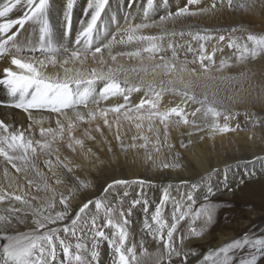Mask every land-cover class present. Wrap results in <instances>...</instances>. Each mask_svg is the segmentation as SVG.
Returning <instances> with one entry per match:
<instances>
[{
    "label": "snow or ice",
    "instance_id": "obj_1",
    "mask_svg": "<svg viewBox=\"0 0 264 264\" xmlns=\"http://www.w3.org/2000/svg\"><path fill=\"white\" fill-rule=\"evenodd\" d=\"M74 2L75 0H67L64 12L65 36L71 33ZM132 2L134 4V0ZM187 2L191 5L198 3V0H187ZM218 3L220 6H224L225 3L228 7L233 6V0H218ZM108 4L109 0H88L85 15L90 18L81 22L80 30L74 41L77 47L69 50L67 47H57L53 43V29L49 21V0H0V61L7 65L0 72V88L9 98L6 106L28 113L29 119H32V110L47 111L64 117V120H56L55 128L44 127L43 119L35 120L34 123L40 125L38 137L32 133L31 124L28 129L20 130L0 119V158L4 164L3 177L8 181L7 188L0 184V239L5 241L0 245V264H55L58 251L67 259L68 264H92L97 253L93 250L90 259L86 256L87 245L82 242L86 235H91L93 240L97 238L108 240L113 250V264H176L173 257L182 258L179 259V264H187L188 253L183 251L186 247L184 241L189 237H201L214 219L217 205L211 203L205 196V202L197 207L193 194L189 192L184 194L186 199L182 198L174 202L169 221L163 215V206L170 198L168 191L165 190L161 206L155 209L151 222L146 219L144 223L148 234L157 242V250L154 253H148L141 241L138 251V245L129 241V233L125 227L127 220L124 219L122 222V218L126 215L122 207L113 205L111 202L105 203L102 198L88 199L77 205L73 214L71 200L75 199L80 189L89 188L90 182L77 179L75 186L70 188L67 194L58 192L53 183L49 182V177L40 171L36 163L40 155L49 157L44 161V165L51 172L52 181L55 185L63 184L64 179L61 173L52 171V169H61L65 174L71 173L73 169L65 164L60 156L55 155L60 150L58 141H63L66 134L68 149L73 152L76 151V146L83 149L84 139L73 136V129L78 122H91L97 118L103 120V125L110 132L115 123L114 138L122 150L143 149L146 159L152 161L153 165L159 164L164 168L180 166L178 163L169 164L157 161L153 156V152L159 153L162 147L168 149L173 147L168 143L170 126L174 125L177 128L181 125L190 126L189 137L205 130L211 137L215 134L235 132L240 129L239 124L235 128L229 126L228 121L232 118V112L224 107L223 101L217 98L216 92L212 93V99H209L207 91L197 96L191 90L192 82H185L183 79L184 73H190L198 80L201 79V74L197 73L195 68L188 67L189 63L197 62H199L203 78L214 79L208 74L211 65L215 64L213 55L217 49H214L212 54L206 53L204 42L213 39L207 30L203 34L200 31L187 33L199 44L198 53L191 62L187 60L180 62L176 47L172 43L168 44V48L172 50L170 58L164 55L158 56L165 50L162 47L165 37L185 35L184 31L169 30L167 23L180 17L200 13L192 12L188 7H182L174 13L168 12L160 16L158 21H149L150 13L154 8V0H147V6L142 10V21L134 23L126 17V26L121 28L118 25L115 34H112L111 39L105 42L108 35L107 26L102 31L100 25L103 23V15L106 14ZM131 6L132 4L129 5ZM251 6L254 5L247 0L239 4L242 9ZM216 7L217 2H214L211 8ZM14 10L22 14L12 18L10 14ZM208 11L209 9L200 10L201 13ZM26 25L32 27L35 42L26 39L24 43H21L20 35L22 31H26ZM153 28L158 30L157 34H145V30ZM236 32L235 28L230 30L227 46L235 49L238 62L255 59L264 54V34L248 33L244 38L231 34ZM215 39L225 41L226 36L220 34ZM133 44L139 47L113 54L114 46ZM36 50L40 52V57L26 54ZM104 50H107L113 62L117 61L118 56H127L139 60V65L131 69L108 65L103 56ZM187 51H194L190 43ZM61 53L66 54L62 59H60ZM89 54L93 60L96 59L97 54H101L98 61L101 65L99 69L83 70L67 67L69 63L74 62L83 64ZM157 59L159 62H156ZM145 61L151 64L146 65ZM49 66L53 68L58 66L62 72L48 74ZM229 66L227 61H221L217 71ZM149 70L152 74L161 77L175 73L176 79H169L166 84L161 79L159 90H157V85L152 82L146 83L142 78L138 84L130 83L127 77L120 79L122 72H132L138 75L140 72L148 74ZM220 79L226 78L220 77ZM98 82H102L99 90L97 89ZM142 88L156 98H159L164 91H171L181 96V104L160 111L154 100L143 99L134 107H128L129 94L138 92ZM120 96H123L125 103L107 108L88 109L89 103L98 105L101 100ZM189 101L199 105L190 114L185 111ZM81 106L88 111L81 112L79 110ZM110 113L114 114L112 122L108 119ZM221 117L224 120L223 124L219 122ZM122 120L129 124V130L131 127L136 129V134L131 135L128 144L123 142L120 134ZM157 122L163 125V143ZM256 123L264 127V122L257 121ZM145 128L155 139L145 134ZM95 131L103 137L104 133L100 125H96ZM84 136L88 140L96 139L88 132H85ZM191 143L189 139L188 144ZM186 146L181 142V147ZM87 151L91 153L92 149L89 148ZM108 151H112L110 146ZM54 155L55 161L51 159ZM8 165L16 173H24L28 187L35 188L43 195L29 197L26 194H19L23 189L10 176ZM129 184L142 186L144 181L114 180L107 185L104 192H108L115 185ZM14 185L15 190H10ZM192 188L194 191L196 185H192ZM208 192H212L211 187ZM128 195L127 191L123 193V197ZM138 203L140 200L132 201L133 206ZM119 204H123V198L120 199ZM90 206L94 207V212L89 211ZM186 219L190 222L188 232L186 236L179 237L178 244L176 233L181 221ZM29 221L31 227L26 231H20L19 227L28 224ZM65 221L68 223H64ZM197 221H201L199 228L194 226ZM53 225L62 226L54 227ZM104 227L113 229L111 235H107L102 230ZM244 249L248 250V257L240 259L239 264H258V260L264 257V237L252 238L245 235L242 239L231 241L219 249L210 250L204 255L203 260L205 264H235V253Z\"/></svg>",
    "mask_w": 264,
    "mask_h": 264
},
{
    "label": "bare ground",
    "instance_id": "obj_2",
    "mask_svg": "<svg viewBox=\"0 0 264 264\" xmlns=\"http://www.w3.org/2000/svg\"><path fill=\"white\" fill-rule=\"evenodd\" d=\"M50 13L49 21L53 29V43L57 47H67L72 50L77 47L74 41L76 35L81 27V22L86 21L90 16L85 15V9L88 5V0H75L71 15V33L68 36L64 35V12L66 9L67 0H49ZM217 2L215 9L211 5ZM245 0H233V6L228 7L225 3L220 6L218 0H198L196 4H188L187 0H154V8L150 13L149 21L159 20L160 16L166 15L168 12H175L179 8L188 7L190 11L200 13L194 16L180 17L167 23L169 30L177 32L184 31L183 37L177 35L175 37H165L162 42V47L165 49L159 55H164L170 58L172 50L168 48V44L172 43L176 47L177 56L180 62L185 60L191 62L199 50L197 41L187 35L189 31H200L201 34L207 30L213 39L204 42L207 54H212L214 49H217L213 55L215 64L211 65L208 75L214 79L206 80L201 73L199 62L193 64L189 63V68H195L197 73L201 74V79H197L190 73H184L183 79L185 82L191 81V90L199 96L202 92L207 91L209 99H212V93L216 92L217 98L223 101L224 107L230 109L232 118L228 121L230 127L235 128L237 124L240 129L235 132H228L224 134H215L209 136L207 130L204 132L194 133L191 137L188 132L191 131L190 126L181 125L179 128L174 125L170 126L168 134V143L173 147L168 149L162 147L159 153L153 152V156L157 161H163L169 164L178 163L179 167L164 168L153 165L152 161L145 158L146 153L143 149H128L122 150L119 143L114 138L116 131L115 123H113L112 131L110 132L107 127L103 125V120L97 118L91 122H78L77 126L73 129V136L76 138L84 139V148L81 149L76 146V151H72L66 147L68 137L65 134L63 141H58L60 148L59 152L55 155L60 156L61 160L72 167L71 173L65 174L63 170L53 168L52 171H59L64 183L55 185L51 179V172L45 167L44 161L49 157L40 155L36 163L42 173L49 177V182L57 188L58 192L67 194L68 190L75 186V181L83 180L90 182L89 188L80 189L76 193L75 199L71 200V211L77 208V205L86 202L88 199L95 200L102 198L105 203L111 202L113 205L122 207L126 213L122 218L127 220L125 225L129 233V241L135 242L138 245L143 241L144 247L148 253H154L157 250V242L153 240L152 236L148 234L147 229L144 227L145 220L151 222V216L157 207L161 206L165 190L169 193V200L163 206V215L169 221L171 220V213L173 211L174 202L180 201L182 198L186 199L185 193H192L196 206L204 203L205 196L214 205L219 206V202L228 201L235 195H242L244 201L241 206L247 207L249 214H256V210L264 209V127L257 121L264 122V54L256 57L255 59H248L243 62H238L236 59L235 49L227 46V37L230 30L237 29L236 33H231L235 36L246 38L248 33L264 34V0H247L253 4L247 9H242L239 4ZM132 4L131 7L129 5ZM147 6V0H109L106 8V14L103 15V23L100 27L103 31L107 26V39H111V35L115 34L117 26L121 28L126 26L125 18L128 17L130 21L139 23L143 19L142 10ZM201 9H209L208 12L201 13ZM22 13L14 10L12 18H16ZM131 14V15H130ZM114 18V19H112ZM132 18H135L134 20ZM26 31H22L20 35L21 43L25 40L35 42V37L32 35L33 29L31 26H25ZM158 30L147 29L145 34H157ZM220 34L226 36L225 41H218L215 39ZM191 44L194 49L193 52L187 51L188 44ZM183 46V47H181ZM139 45L133 44L129 46L116 45L113 47V54L119 51L134 50ZM222 49V50H220ZM27 55H34L40 57L41 54L38 50L26 53ZM66 55L61 53L60 59ZM101 54H97L95 60L89 54L87 60L81 64L79 62L69 63V68H80L83 70H91L93 68L99 69ZM104 59L108 65L113 67L122 66L124 69H131L139 65V60L132 59L127 56H118L117 61H111L107 54V50L103 51ZM42 58V57H41ZM221 61H227L230 65L221 71H217ZM156 62H159L157 59ZM207 64L208 61L206 60ZM146 65L151 62L145 61ZM7 66L3 61H0V72ZM14 67V66H13ZM48 74H55L62 72L57 66L47 68ZM128 78L130 83L138 84L140 78L146 83L152 82L157 85V90L160 80L163 79L165 84L169 79H176V74L173 73L169 76L154 75L149 70L148 74L140 72L136 73L127 72L120 73V79ZM224 77L226 79H220ZM234 78V79H227ZM102 87V82L97 83V89ZM182 87V85H180ZM231 97V99H229ZM143 99H152L157 104L160 111H165L172 107L181 104V96L174 94L171 91H164L159 98L147 93L145 89L138 92L129 94L127 102L128 107H134L139 104ZM9 98L6 92L0 88V119L6 124L14 126L20 130L28 129L32 125V133L37 137L39 136L40 125L35 124V120L43 119L44 127H56V120H64V117L56 113H49L42 110H32V119H29V114L20 109L7 107ZM125 103L123 96L111 97L108 100H101L98 105L89 103L88 109L107 108L117 104ZM147 107V105H146ZM199 107L198 104H193L191 101L187 103L185 111L189 114ZM88 109L80 107V111L86 113ZM46 117V119H45ZM114 114H109L108 119L113 121ZM191 119V116H189ZM221 124L224 123L223 118L219 119ZM147 123V122H146ZM256 126L253 127V124ZM122 127L120 134L125 144L130 143L131 135L136 134V129L131 127L127 122L121 121ZM96 125H100L104 133L103 137L100 133L95 131ZM157 126L161 132V141L163 143V125ZM145 134L152 136L151 133L144 129ZM88 132L94 136L95 140H88L84 133ZM125 133H127L125 135ZM203 137V139H201ZM155 139L154 136H152ZM189 139L192 143L188 144ZM183 142L186 147H181ZM112 151H108V147ZM151 147V146H149ZM91 148L92 152L89 153L87 149ZM55 155L51 157L55 161ZM2 158H0V184L7 188L8 181L3 177ZM10 176L13 177L17 184L22 187L19 194L28 195H43L35 188H29L24 173H16L14 169L8 165ZM114 180L126 181H144V184H129V185H115L104 192L108 184ZM192 185H196L193 191ZM209 187L212 192L209 193ZM15 190V185L13 189ZM127 191L129 195L123 197V193ZM123 198V204L120 205L119 201ZM239 198V197H238ZM133 200H140V203L132 205ZM238 200V199H236ZM241 201V200H240ZM60 206L58 205V208ZM255 207L257 209H252ZM249 208V209H248ZM90 212H94L93 206H90ZM217 211L211 223L213 226L208 231L209 226L201 237H189L184 241L186 247L183 251L188 253L187 264H204L203 257L210 249H219L228 242V238L221 232H217L219 227H216ZM64 223H68L65 221ZM189 221H181L177 236V243L179 244V237L187 235L189 228ZM62 226V225H53ZM199 228L200 225H194ZM31 227L29 221L26 225L19 227L20 231H26ZM107 235H111L113 229L104 227L102 229ZM212 240H216V246L208 247L205 252H200L195 258H191L192 254L189 251L190 245L193 243L206 244ZM83 243L87 245L86 256L90 259L91 252L94 250L97 255L92 264H113V250L108 240L99 239L93 240L91 235H86L83 238ZM5 243L0 239V245ZM73 243L75 241L73 240ZM179 259L173 257L176 264H179ZM55 264H68L67 259L58 251Z\"/></svg>",
    "mask_w": 264,
    "mask_h": 264
},
{
    "label": "rangeland",
    "instance_id": "obj_3",
    "mask_svg": "<svg viewBox=\"0 0 264 264\" xmlns=\"http://www.w3.org/2000/svg\"><path fill=\"white\" fill-rule=\"evenodd\" d=\"M243 197L245 196L235 195L232 199H228V201L222 200L219 202V206H217L216 227H219L217 232H221V234L228 238L227 244L231 241L242 239L245 235L252 238L264 237V209L259 210L258 207V209L252 207V209H257V213L249 214V211L246 209L247 207L241 206V203L245 200ZM262 201H264V199H262ZM200 224L201 221L196 222V225ZM212 227L213 226L210 224L208 231H210ZM210 246H216V240H212L210 243L206 244L193 243L189 247V251L192 254L191 258L198 256L201 251H207ZM235 257V264H239L240 259L248 257V250L244 249L243 251H237ZM258 264H264V257L258 260Z\"/></svg>",
    "mask_w": 264,
    "mask_h": 264
}]
</instances>
